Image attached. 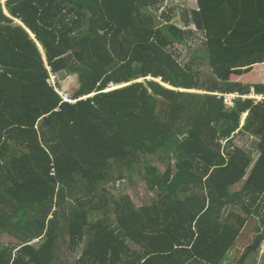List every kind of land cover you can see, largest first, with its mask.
Segmentation results:
<instances>
[{"label": "trees", "instance_id": "obj_1", "mask_svg": "<svg viewBox=\"0 0 264 264\" xmlns=\"http://www.w3.org/2000/svg\"><path fill=\"white\" fill-rule=\"evenodd\" d=\"M165 1L0 0V242L16 241L0 264H55L62 225L81 252L71 264H228L262 214L264 99L230 109L225 96H264V83L232 81L264 64V0H197L186 26L205 36L203 84L176 58L193 30L155 21ZM62 71L78 76L74 103L51 82ZM240 128L259 141L256 161L222 153ZM136 173L157 195L140 208L107 187ZM242 200L248 220H224Z\"/></svg>", "mask_w": 264, "mask_h": 264}, {"label": "rangeland", "instance_id": "obj_2", "mask_svg": "<svg viewBox=\"0 0 264 264\" xmlns=\"http://www.w3.org/2000/svg\"><path fill=\"white\" fill-rule=\"evenodd\" d=\"M2 2L4 5H6L7 0H2ZM197 9H199L197 0H166L163 7L152 8L151 12L156 14L155 21L160 23V27H163L168 22L167 18L171 17L172 20L169 21V23L175 24L179 28L193 30L194 36L189 40L187 46H176L181 50L180 56H176V58L184 66H186L187 64L192 65L195 71L199 74L200 81L203 84L204 82H209L210 79L214 77L209 66V61L206 58L207 54L204 45L205 36L196 28L194 24H191L190 27L186 26V22L188 21V19L190 18V21L192 19L193 11ZM165 13L166 16L164 17ZM8 16H10L9 13ZM19 23L21 22L16 20L15 24L20 25ZM77 52L78 53H75L74 56L76 57L77 55V57L79 58L81 52ZM254 70L255 71H253L251 74L244 77L232 76V81H241L247 84L264 83V64L262 67H255ZM145 80L153 79L148 78ZM145 80L142 79L138 82H146ZM154 80L156 81V79ZM158 80L161 81V79ZM51 82L52 84H58L61 90L58 86L57 88L65 97L73 96L76 93L77 89H79L78 76L72 71H62L55 77V79L51 78ZM111 87H113V85ZM111 87L109 89H112ZM184 92L206 94L205 91L199 90H189ZM233 97L234 96L230 95L226 96L225 99V103L230 109L235 105ZM260 100L261 99H259L258 101ZM246 118L247 115H244L241 128L245 124ZM241 128L236 131L230 139L222 141V153L227 156V154L233 153L234 149L239 148L246 152L250 158L256 161L260 155L258 150L259 141L255 138L250 137L249 135L242 134L240 132ZM162 152L151 156L150 160L154 166L158 167L161 172H164L167 168V161L164 160ZM140 170H142V167L140 168ZM170 185L172 186L171 189L173 190L174 180H172ZM242 185L243 183L235 187L232 191V194L235 191H239ZM107 187L110 190L111 194H113L115 197L119 198L121 196H126L130 198L137 208L148 205L157 198V195L152 192L150 187L146 184L143 175L137 173L130 178L124 179L122 181L112 180L109 184H107ZM236 203L237 204H229L224 211L223 219L228 220L230 223H233L234 220H248L247 213L244 211V209L247 208V204L243 200ZM62 227L65 231L62 233L59 241L57 249V259L55 261V264H71L73 261L80 257L81 252L73 254L69 250V236L67 227L65 225H62ZM258 236H260L261 238L264 237V209L260 216L249 218V221L246 223L240 240L238 241V243H236L234 250L230 254V261L228 262V264H240V260L249 250L251 245L254 244L255 239ZM262 241L263 242L259 244L255 250L250 251L249 257L244 262V264H264V239ZM41 242L42 241H36L33 245L39 246ZM14 243H16V241L13 238L7 236L0 242V250L1 247H10Z\"/></svg>", "mask_w": 264, "mask_h": 264}, {"label": "bare ground", "instance_id": "obj_3", "mask_svg": "<svg viewBox=\"0 0 264 264\" xmlns=\"http://www.w3.org/2000/svg\"><path fill=\"white\" fill-rule=\"evenodd\" d=\"M156 80H158V79H156ZM119 87H121V86H113V87H111L112 89H115V88H119ZM167 87H169V86H167ZM112 89H109V90H112ZM228 96H230V95H228ZM231 96H234L233 98H234V102L237 100V99H239V98H243V99H247V98H253V100H259L258 98H260V97H262V96H259V95H257L256 94V92H255V90L254 89H252V94L250 95V96H247V97H241V96H238V95H231ZM251 98V99H252ZM225 99H226V96H225ZM263 100V99H262ZM261 101V100H260Z\"/></svg>", "mask_w": 264, "mask_h": 264}, {"label": "built area", "instance_id": "obj_4", "mask_svg": "<svg viewBox=\"0 0 264 264\" xmlns=\"http://www.w3.org/2000/svg\"><path fill=\"white\" fill-rule=\"evenodd\" d=\"M55 77L56 76H53L52 78H54L55 79ZM54 82V81H53ZM54 85H55V83H53ZM56 86V85H55ZM57 90V92L62 96V99H63V102H68V103H74L75 101L74 100H72V98L70 97V96H68V97H65V96H63L61 93H60V91H59V89L57 88L56 89ZM61 90V89H60ZM226 101V100H225Z\"/></svg>", "mask_w": 264, "mask_h": 264}, {"label": "water", "instance_id": "obj_5", "mask_svg": "<svg viewBox=\"0 0 264 264\" xmlns=\"http://www.w3.org/2000/svg\"><path fill=\"white\" fill-rule=\"evenodd\" d=\"M20 25H22L21 23H19ZM32 37L34 38V36L32 35ZM157 82H159V83H162L161 81H159V80H156ZM162 85L163 86H165V87H167V86H169V85H166V84H164V83H162ZM126 86V85H125ZM167 88H171V89H174L173 87H171V86H169V87H167ZM116 89V88H115ZM112 90H114V89H112Z\"/></svg>", "mask_w": 264, "mask_h": 264}, {"label": "crops", "instance_id": "obj_6", "mask_svg": "<svg viewBox=\"0 0 264 264\" xmlns=\"http://www.w3.org/2000/svg\"><path fill=\"white\" fill-rule=\"evenodd\" d=\"M259 96H260V95H259ZM258 99H261V100H262V99H264V96H262V97H260V98H258ZM245 115H247V114H245ZM242 120H243V119H242ZM7 236H8V235L4 236V238L7 237ZM8 237H10V236H8ZM4 238H3V239H4ZM11 238H12V237H11Z\"/></svg>", "mask_w": 264, "mask_h": 264}, {"label": "clouds", "instance_id": "obj_7", "mask_svg": "<svg viewBox=\"0 0 264 264\" xmlns=\"http://www.w3.org/2000/svg\"><path fill=\"white\" fill-rule=\"evenodd\" d=\"M84 99H86V97H85ZM67 103H68V102H67Z\"/></svg>", "mask_w": 264, "mask_h": 264}]
</instances>
